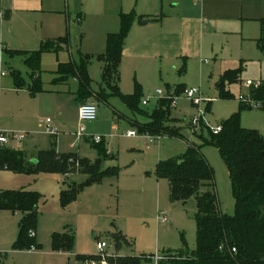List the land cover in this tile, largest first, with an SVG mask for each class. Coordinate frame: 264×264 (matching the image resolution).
I'll list each match as a JSON object with an SVG mask.
<instances>
[{
    "label": "rangeland",
    "instance_id": "obj_1",
    "mask_svg": "<svg viewBox=\"0 0 264 264\" xmlns=\"http://www.w3.org/2000/svg\"><path fill=\"white\" fill-rule=\"evenodd\" d=\"M45 2L51 3L50 8L55 11L19 13L22 18L14 19L11 24L20 26L46 14L45 17L50 18V26L44 22L42 25V20H39L28 30L7 31L8 18L4 16L2 20L4 41L0 46L4 48L0 47V60L7 73L0 75V129L24 136L19 143L10 139L2 146L19 149L26 154H37L55 142L58 153L86 158L90 162H96L97 148L103 146L108 156L101 162V167L116 165L118 177H106L85 184L76 199L62 204L61 190L85 181L86 174L78 170L76 162L66 173L38 169L35 165L27 171L0 168L1 190L26 189L39 195L34 232L36 248H14L19 233L20 213L0 209V264H88V260L100 258L97 257L100 254V241L106 242V260L115 255L145 256L141 264H156V255L176 251L183 246L189 250L195 249L196 200L191 197L186 201H172L168 181L157 177L155 165L160 160L182 154L188 142L195 144L214 171V188L220 212L234 214L235 201L226 163L217 147L204 141L209 138L207 128H204L201 138L200 130L194 133L189 126V119L200 110L208 126L221 125L224 119L240 109L239 96L249 94V88L252 87L244 85L245 81L261 82L264 79V54L255 41L259 32L255 36L253 34L256 27L249 26L246 36H242L240 31L224 38H205L201 56L202 60H207L205 63L195 60L187 68L182 60L176 64L168 63L169 68L163 71L155 63L147 77H140L143 85L135 81L133 75H125L119 91L138 94L137 110L125 106L120 97L112 96L105 101H97V119L81 123L78 119L79 100L75 94L77 82L72 78L66 84L53 82L56 76L54 54L46 55L35 70L42 90L32 94L28 87H16L14 72L18 70L28 83L33 78V70L20 56L9 55L5 48L37 49L44 37L56 39L66 35L69 46L59 51V57L69 55L77 62L80 52L88 50L93 53L98 40L104 43L107 29L117 23L123 9L131 7L129 9L132 10L139 0ZM1 11L5 15V11ZM33 14H37V18L27 17H33ZM78 16L80 22L77 21ZM88 68L92 88L97 89L102 63L94 56ZM236 69H240L239 77L236 81L226 83L225 89L230 96L223 98L217 89V81L225 71ZM179 83L183 84L180 86ZM192 87L199 90L202 99L199 106L185 97L184 89ZM156 89L162 93L156 95ZM170 95L176 101V106L170 108V128L178 129L181 135H170L166 131L154 142L148 141V135L151 136L148 133L134 137L125 135L129 129L137 130L135 120L147 121L146 114L153 113L159 101ZM147 97L149 101L142 105L141 101ZM263 103L264 100L259 102L257 108L240 109L241 125L257 130L262 137ZM58 113L62 116L58 117ZM47 119H50L53 133L46 128ZM81 125L84 127L81 132L84 137L79 138L77 132ZM111 125H115L116 129H111ZM93 136L100 137L99 142H94ZM160 215L167 220L161 221ZM54 233L71 234V247L62 251L53 248ZM115 233H120L124 240L116 243L112 237ZM149 255H152L151 259L147 257Z\"/></svg>",
    "mask_w": 264,
    "mask_h": 264
},
{
    "label": "trees",
    "instance_id": "obj_2",
    "mask_svg": "<svg viewBox=\"0 0 264 264\" xmlns=\"http://www.w3.org/2000/svg\"><path fill=\"white\" fill-rule=\"evenodd\" d=\"M135 18L134 12L121 13L119 30L106 35L104 52L95 56L103 63L98 92L91 89L92 79L88 65L94 56L89 54L80 53L77 62L71 60L58 63L57 77L53 82L62 83L69 78H76L78 100L85 101L95 96L99 101L118 96L130 109L137 110L138 94H122L118 86L123 43ZM67 43L68 37L65 35L54 40H44L35 50H8L11 56H21L34 72L31 82L27 84L20 73L15 71L16 87H28L32 94L41 91L42 85L35 76V70L40 66L42 54H57L63 46L67 47ZM256 43L264 54V21L261 22L260 36ZM239 74L240 69L223 73L216 84L221 97L230 96L225 89L226 83L236 81ZM248 95L256 102L264 100V79L257 88H249ZM246 107L250 106L244 102L240 103V109ZM261 107L264 108V103ZM170 108L171 98L161 99L158 108L149 115V121L136 125L138 132L162 135L167 131L170 135H181L177 128H170ZM240 109L221 122V130L218 133H213L207 128L209 138L204 140L217 147L226 163L235 201L233 215L220 212L214 188V171L200 153L198 146L188 144L182 154L157 162L155 173L157 177L168 181L172 201H186L191 197L196 200L197 212L194 219L197 245L193 250L183 246L176 251H168L160 255L161 259L157 260L156 264H264V138L257 130L241 125ZM204 128L202 124L199 135L201 138ZM107 156L105 147L99 146L96 162H90L86 158L62 155L56 151L55 143H51L49 148L38 152L36 162L33 163L26 161L19 149L0 146V168L27 171L35 165L38 169L66 173L76 162L78 170L86 174V178L80 185L61 190V203L66 204L76 199L85 184L118 176L117 166L101 167V162L106 160ZM38 196L35 191H0V209L22 213L18 223L19 233L14 242L16 249L37 247L35 236H31L30 232H35L36 229ZM112 237L116 243L124 240L120 233H115ZM72 240L71 234L52 235L53 248L58 251L69 249ZM232 248H235L234 252ZM144 257L115 255L109 256L107 261L108 264H141ZM147 257L151 259L152 255Z\"/></svg>",
    "mask_w": 264,
    "mask_h": 264
},
{
    "label": "crops",
    "instance_id": "obj_3",
    "mask_svg": "<svg viewBox=\"0 0 264 264\" xmlns=\"http://www.w3.org/2000/svg\"><path fill=\"white\" fill-rule=\"evenodd\" d=\"M50 4L51 3L45 2V0H0V45H2L4 41L3 38L4 24L2 23L4 16L8 18L6 25L7 31H12L13 29H16L17 31L28 30L33 25L37 24L39 20H42V25L44 22L46 23L47 26H50V23L48 21L50 18L45 17L46 14L45 15L43 14L41 17L38 16L39 19L36 21L34 20L26 24L21 23L20 26L16 24L13 25L11 24V21H13L14 19L22 18V16L19 13L32 14L35 13L36 11L54 12L55 9L50 8L51 6ZM129 8L131 7H128L127 9L124 8L123 9L124 12L121 13L134 12L136 18L134 19L132 25L130 26L129 31L123 43L122 57L119 67L120 81L118 82V86H120V88L122 87L123 77L125 75L127 76L133 75V79L138 83L142 84L143 80H141V78L143 77L144 79L153 71L152 67L155 65V63L159 65L161 71L169 68L168 63L176 64L182 62V60H183V65L186 66L187 64V68H189L190 62L195 60L205 63L207 62V60L201 59V56L204 53L203 44L205 38L215 37V36L224 38V36L226 35H232L233 33L240 31H242L243 33L242 36H246L245 32L248 30L249 26L256 27L253 33L254 36L255 34H257V32H259L258 34L260 36L261 22L264 21V0H197L196 3H194L193 0H145L142 2H140L139 0V2L135 4L132 10H130ZM1 10L5 11V15L2 13ZM27 17L30 19H33L35 17L37 18V14H33V17L30 16ZM77 21L78 22L81 21L79 16L77 17ZM248 24H252V25H248ZM258 24H259V28H258ZM119 27H120V23L118 18L117 23L113 24L109 29H107V32L105 33L104 36V43H100V41L98 40L95 49H93L94 51H92L93 53H89L90 51L86 50V52L83 54L96 56L98 54L103 53L106 46V35L111 32H117L119 30ZM244 38L246 37H243V39ZM257 38H255V41ZM44 40H47V38L44 37L43 41ZM49 40H54V39H49ZM68 46L67 47L63 46L60 51L68 49ZM103 46H104V50L102 51ZM1 48H4V46H2ZM14 49L35 50L26 47L24 48L19 47ZM5 50H7L8 52V50H12V49L5 48ZM49 54H54L56 56L55 72L58 68V63L73 60L72 58H70L69 55H67L66 57H62V56L59 57L60 52H58L57 54L53 52H45L42 54L40 62H42L44 60V57H46V55ZM214 64H217V62ZM214 64L212 67V71L214 68ZM1 67H2V62L0 68ZM102 67H103V63H102ZM17 72L19 71L17 70ZM88 72H89V68H88ZM101 74H102V69H101ZM0 75H1V70H0ZM56 77L57 74L55 78ZM72 79L76 80L77 88H78L77 79L76 78H72ZM68 80L62 82L61 84H66ZM30 82L31 81H29L28 83ZM25 83L27 82L25 81ZM56 84H60V83H56ZM100 84H101V78H100ZM182 84L183 83H179L180 86ZM99 88L100 85L97 89H93L91 83V89L94 92H98ZM97 101L98 99L95 98V96H93L85 101L79 100V106L84 102H93L97 106ZM57 116L61 117L62 114L58 113ZM146 116L148 117L147 121H149V115ZM135 121H136V125H140L147 122V121L139 122L137 120ZM63 123L64 122L62 121V124ZM111 129H116V126L111 125ZM132 130H136V129H132ZM136 131L138 132V130ZM51 143H55V142H51ZM188 144H193V143L188 142L187 145ZM22 152L25 156L26 161L33 163L36 162V161L34 162V160H36L38 153L26 154L24 151ZM112 166H116V165H112ZM21 190H26V189H21ZM27 191H31V190H27ZM15 212H19V211H15ZM19 213L20 216L22 217V213L21 212Z\"/></svg>",
    "mask_w": 264,
    "mask_h": 264
},
{
    "label": "built area",
    "instance_id": "obj_4",
    "mask_svg": "<svg viewBox=\"0 0 264 264\" xmlns=\"http://www.w3.org/2000/svg\"><path fill=\"white\" fill-rule=\"evenodd\" d=\"M194 3H196L197 0H193ZM1 70V75L6 74V70L2 69V67L0 68ZM244 85L248 86V87H253V88H257L258 86H260V81L259 82H253L251 80H246ZM162 91L160 89H156L155 90V94L159 95L161 94ZM184 94L185 97H187L189 100H191V102L197 106H199L200 102H201V97H200V93L199 90L197 88H185L184 89ZM168 98H171V107H175L176 106V101L174 100L173 96H168ZM239 100H241V102H244L245 104L249 105L250 107L253 108H257L260 104L259 102L254 101L253 99H251L249 97V95H240L239 96ZM149 101V97H147L146 99L142 100V104H146ZM97 117V106L95 103L93 102H84L82 104H80L79 109H78V119L79 121L82 122H87V121H93L95 120ZM50 119L46 120V128L47 130H49L50 133L54 132V129L49 125ZM202 124L205 126V128H208L211 132L213 133H218L221 130V125H217V126H208L207 122L203 120L202 115L200 113V110H198V114L193 115L190 117L189 119V126L192 127L193 132L195 133L196 130H200ZM84 130V127L81 125L78 132H77V136L79 138L84 137V135L81 133ZM138 132L136 130H127L125 132V135L129 136V137H134V136H138ZM147 134V133H146ZM23 134L21 133H8L5 132L3 130L0 129V146H2V144L6 143L8 140H15L18 143L23 139ZM161 138V135H148V141L149 142H153V141H158ZM92 140L94 142H99L100 137L98 136H93ZM159 219L161 221H166L167 218L164 216H159ZM30 235L33 236L34 235V231L30 232ZM106 247V242L105 241H100L98 243V248L100 251V254L97 256L99 259H91L88 260V264H108V261L106 260V255L104 253V249ZM232 251H235V248H232ZM155 262L159 259H161L160 255H156L154 257Z\"/></svg>",
    "mask_w": 264,
    "mask_h": 264
},
{
    "label": "water",
    "instance_id": "obj_5",
    "mask_svg": "<svg viewBox=\"0 0 264 264\" xmlns=\"http://www.w3.org/2000/svg\"><path fill=\"white\" fill-rule=\"evenodd\" d=\"M36 160H34V162H35Z\"/></svg>",
    "mask_w": 264,
    "mask_h": 264
}]
</instances>
